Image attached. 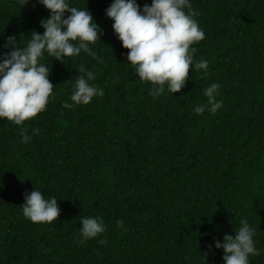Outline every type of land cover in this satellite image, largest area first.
Listing matches in <instances>:
<instances>
[{
    "label": "trees",
    "instance_id": "16d2710c",
    "mask_svg": "<svg viewBox=\"0 0 264 264\" xmlns=\"http://www.w3.org/2000/svg\"><path fill=\"white\" fill-rule=\"evenodd\" d=\"M112 2L70 0L101 29L92 47L102 59L45 54L53 95L24 122L41 134L21 143V127L0 120V264H223V251L208 246L234 236L241 219L260 250L250 264H264V0H191L205 33L194 57L208 72L190 69L179 93L156 99L105 16ZM48 17L37 0H0V44L43 34ZM81 65L104 94L65 109ZM212 82L223 106L196 115ZM33 189L58 200L56 221L23 216ZM81 217L102 218L105 232L81 242Z\"/></svg>",
    "mask_w": 264,
    "mask_h": 264
},
{
    "label": "clouds",
    "instance_id": "9594fccd",
    "mask_svg": "<svg viewBox=\"0 0 264 264\" xmlns=\"http://www.w3.org/2000/svg\"><path fill=\"white\" fill-rule=\"evenodd\" d=\"M37 2L49 11V17L40 22L43 34L33 31L30 38L24 37L23 45L15 36H8L0 44V49L5 50L0 55V120L20 126L21 143L25 144L32 136L40 135L41 130L32 128L29 135L24 122L42 113L53 95L50 67L42 62L45 54L56 61L77 57L82 52L95 60L102 59L92 47L100 41L101 29L87 8L72 6L70 0ZM28 3L29 0H19L21 7ZM192 8L191 0H151L150 5L142 8L137 0H113L105 10V16L114 22V35L122 48L128 50V66L135 69L141 82L150 84L149 95L153 99L165 91L179 93L186 85L190 69L205 75L208 72V61L203 58L197 61L194 57L193 46L205 39V33L194 18L196 13ZM79 72L70 96L72 103L66 101L62 105L65 109L88 105L94 97L104 94L90 83L95 79L92 71L81 65ZM220 87L218 82H212L204 89L207 102L193 107L196 115L206 110L215 114L222 108L223 100L217 99ZM57 201L54 196L45 198L39 189H33L24 195L22 214L34 224H51L60 215ZM239 225L234 236L226 234L208 246L209 251H223V264H250V256L260 255L254 239L255 229L247 219H241ZM117 226L123 227L124 221H118ZM105 230L102 218L80 219L81 242L94 239ZM99 243L104 244L106 240Z\"/></svg>",
    "mask_w": 264,
    "mask_h": 264
}]
</instances>
